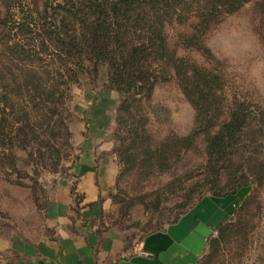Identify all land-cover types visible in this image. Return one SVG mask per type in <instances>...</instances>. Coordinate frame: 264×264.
Instances as JSON below:
<instances>
[{
	"label": "rangeland",
	"instance_id": "1",
	"mask_svg": "<svg viewBox=\"0 0 264 264\" xmlns=\"http://www.w3.org/2000/svg\"><path fill=\"white\" fill-rule=\"evenodd\" d=\"M47 1L61 0H0V69L6 73L0 74V90L7 85L11 95L30 82L25 76L29 63L11 58L19 47L26 54L42 49L43 33L29 34L24 27L32 19L41 23ZM260 4L264 0H253L212 27L202 42L212 59L184 47L180 34L188 32V26L167 28L169 46L179 58L222 75L224 111L237 99L254 113L255 118L246 120L241 142L233 146L231 161L224 154L209 164L207 151L208 138L228 114L222 112L216 123L201 122L199 128L196 110L171 69L160 76L148 100L139 107L130 103L119 113L121 96L102 64L97 73H79L75 83L65 79L69 87L60 109V120L68 128V135L61 132L64 140L51 141L49 147V137L38 129L37 137L28 136L27 146L14 145L7 158L0 155V247L12 240L31 242L46 232L48 192L58 178L68 175L84 141L81 135L92 130L96 142L112 156L116 175L100 195L98 218L85 224L100 235H115L122 251L130 254L145 235L166 229L204 198L236 192L229 195L237 196L226 221L230 227L222 238V229L217 228L218 234L207 238L204 252L193 264H264V13L258 11ZM53 63L49 62L52 69L58 64ZM42 66L38 60L34 63L37 72ZM1 255L14 257L7 248L0 249Z\"/></svg>",
	"mask_w": 264,
	"mask_h": 264
},
{
	"label": "trees",
	"instance_id": "2",
	"mask_svg": "<svg viewBox=\"0 0 264 264\" xmlns=\"http://www.w3.org/2000/svg\"><path fill=\"white\" fill-rule=\"evenodd\" d=\"M251 1H47L50 4L44 6V16L39 18L41 23L32 19L26 25L23 24L29 34L43 33L42 49L26 54L19 47L11 58L29 63L30 69L25 76L30 82L19 88V94L18 87L12 93L16 98L19 95L17 99L12 98L7 85L0 90V155L7 158L14 145L27 146L28 136H36L38 129H42L46 139L49 137L46 144L49 147H52L51 141L64 140L61 132L63 130L68 135V128L60 120V109L65 106L69 87L65 79L75 83L79 73H97L98 68L105 64L110 84L121 96L119 113L127 110L130 103L139 107L148 100L160 76H167L168 69H171L184 96L196 110L199 128L201 122L216 123L222 112L228 114V118L220 122L218 130L208 138L207 151L209 164L224 154L231 161L235 151L233 146L241 142L247 128L246 120L255 118L252 115L254 113L237 99L224 111L222 75L179 58L176 50L169 46L167 28L174 25L188 26L189 31L180 34L184 47L193 48L210 58L212 55L208 54L202 43L206 34L223 18L236 13ZM258 11L264 13L263 4L258 5ZM52 13L59 18L52 16ZM18 30L23 32L20 27H16ZM47 42L52 44L53 51L49 50ZM37 60L44 65L41 72L34 69ZM49 62L58 64L52 69ZM71 65L75 70L69 67ZM0 74L6 73L0 69ZM7 81L8 78L5 79ZM258 129L261 130L260 127ZM45 159L53 161L54 158ZM74 209L80 213L78 206ZM228 227L230 225L227 222L218 227L222 229L220 238Z\"/></svg>",
	"mask_w": 264,
	"mask_h": 264
},
{
	"label": "crops",
	"instance_id": "3",
	"mask_svg": "<svg viewBox=\"0 0 264 264\" xmlns=\"http://www.w3.org/2000/svg\"><path fill=\"white\" fill-rule=\"evenodd\" d=\"M91 132L81 135L77 160L48 192L46 232L31 242H8L5 248L14 257L1 255L0 264H193L204 252L207 238L228 220L237 196L204 198L177 223L145 235L126 254L115 235H100L85 224L98 218L100 195L116 175L112 156Z\"/></svg>",
	"mask_w": 264,
	"mask_h": 264
},
{
	"label": "built area",
	"instance_id": "4",
	"mask_svg": "<svg viewBox=\"0 0 264 264\" xmlns=\"http://www.w3.org/2000/svg\"><path fill=\"white\" fill-rule=\"evenodd\" d=\"M217 234H218V231L215 230V231L212 232L211 237H215Z\"/></svg>",
	"mask_w": 264,
	"mask_h": 264
}]
</instances>
